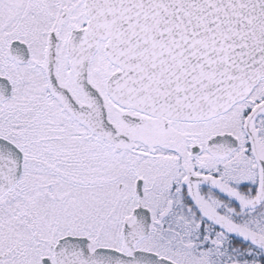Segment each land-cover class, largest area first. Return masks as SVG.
<instances>
[{
	"label": "snow or ice",
	"instance_id": "obj_1",
	"mask_svg": "<svg viewBox=\"0 0 264 264\" xmlns=\"http://www.w3.org/2000/svg\"><path fill=\"white\" fill-rule=\"evenodd\" d=\"M0 264H264V0H0Z\"/></svg>",
	"mask_w": 264,
	"mask_h": 264
}]
</instances>
